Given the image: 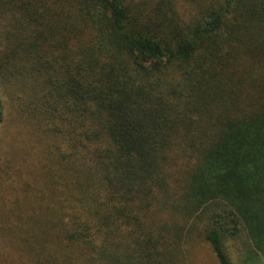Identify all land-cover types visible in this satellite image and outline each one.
Instances as JSON below:
<instances>
[{
	"label": "trees",
	"instance_id": "trees-1",
	"mask_svg": "<svg viewBox=\"0 0 264 264\" xmlns=\"http://www.w3.org/2000/svg\"><path fill=\"white\" fill-rule=\"evenodd\" d=\"M206 213L264 264V0H0V264H177Z\"/></svg>",
	"mask_w": 264,
	"mask_h": 264
},
{
	"label": "rangeland",
	"instance_id": "rangeland-1",
	"mask_svg": "<svg viewBox=\"0 0 264 264\" xmlns=\"http://www.w3.org/2000/svg\"><path fill=\"white\" fill-rule=\"evenodd\" d=\"M180 5H184L180 3ZM208 213L198 215L189 220L185 227L190 228V232L181 243V259L177 260V264H217L212 253L209 243L204 238V229L207 223ZM225 251L232 264H244L243 256L249 242L243 229L240 228V233L237 236L228 238L224 241Z\"/></svg>",
	"mask_w": 264,
	"mask_h": 264
}]
</instances>
